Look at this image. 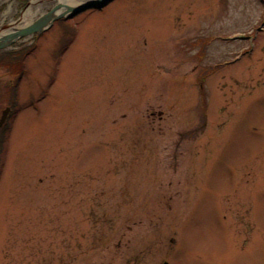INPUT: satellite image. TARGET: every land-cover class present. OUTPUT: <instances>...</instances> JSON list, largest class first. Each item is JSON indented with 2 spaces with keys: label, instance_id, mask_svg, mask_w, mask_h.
<instances>
[{
  "label": "rangeland",
  "instance_id": "1",
  "mask_svg": "<svg viewBox=\"0 0 264 264\" xmlns=\"http://www.w3.org/2000/svg\"><path fill=\"white\" fill-rule=\"evenodd\" d=\"M30 35L0 66V264H264V0H112Z\"/></svg>",
  "mask_w": 264,
  "mask_h": 264
},
{
  "label": "water",
  "instance_id": "2",
  "mask_svg": "<svg viewBox=\"0 0 264 264\" xmlns=\"http://www.w3.org/2000/svg\"><path fill=\"white\" fill-rule=\"evenodd\" d=\"M112 0H86L81 4L77 5H69L65 3L56 4L54 7L50 8V10L41 14L35 21L30 23L28 26L15 29L5 36L0 37V49L6 48L10 46L15 40L20 37H24L26 35L32 33H39L43 31L45 28L49 27L53 22L59 18L63 17H73L76 14L88 9V8H97L102 9ZM65 8L64 10L59 11V9ZM10 108L6 107L3 110L2 116L0 118V125L6 119Z\"/></svg>",
  "mask_w": 264,
  "mask_h": 264
},
{
  "label": "bare ground",
  "instance_id": "3",
  "mask_svg": "<svg viewBox=\"0 0 264 264\" xmlns=\"http://www.w3.org/2000/svg\"><path fill=\"white\" fill-rule=\"evenodd\" d=\"M8 1V0H5ZM86 0H31L30 5L26 10L23 11L21 17L17 20L11 19L8 24L4 23L6 18L9 17L11 12H13V8L11 5L6 9L3 16L0 18V29L6 28L4 31L0 32V37L5 36L6 34L10 33L12 30L20 29L23 27L28 26L32 23L36 18H38L41 14L46 12L48 8L54 7L56 4L65 3L69 5H77L81 4ZM65 8L59 9L60 12ZM31 35H27L30 37Z\"/></svg>",
  "mask_w": 264,
  "mask_h": 264
},
{
  "label": "trees",
  "instance_id": "4",
  "mask_svg": "<svg viewBox=\"0 0 264 264\" xmlns=\"http://www.w3.org/2000/svg\"><path fill=\"white\" fill-rule=\"evenodd\" d=\"M67 47V45L65 46ZM27 55L29 53H26ZM24 52L23 53H20L19 56L15 57V56H0V66H4V65H7L9 66V68H17L15 69V71H18L19 72V69L21 70V72L23 71V64H22V61L24 60V57L26 55ZM14 58L17 59V61L15 62L14 61ZM16 63V65H15ZM18 77L16 79V83L18 81ZM16 83L13 85V84H7L6 85V88L9 89V93L12 95V99L15 100L16 99ZM15 96V97H14Z\"/></svg>",
  "mask_w": 264,
  "mask_h": 264
},
{
  "label": "flooded vegetation",
  "instance_id": "5",
  "mask_svg": "<svg viewBox=\"0 0 264 264\" xmlns=\"http://www.w3.org/2000/svg\"><path fill=\"white\" fill-rule=\"evenodd\" d=\"M20 53H23V51L22 50H20V51H14V50H5V48H3V49H0V56H15V57H17V56H19L20 55ZM14 61L16 62L17 61V59L16 58H14ZM15 65H16V63H15ZM19 72L21 73V70L19 69ZM18 71H16L14 74L15 75H20V73H19ZM16 77V76H15ZM15 77H14V79H15ZM14 79H12V80H14ZM169 264V262L168 261H166V260H163V262H162V264Z\"/></svg>",
  "mask_w": 264,
  "mask_h": 264
}]
</instances>
